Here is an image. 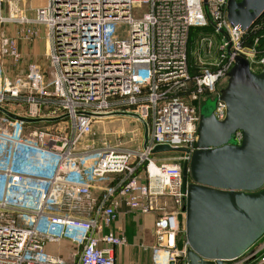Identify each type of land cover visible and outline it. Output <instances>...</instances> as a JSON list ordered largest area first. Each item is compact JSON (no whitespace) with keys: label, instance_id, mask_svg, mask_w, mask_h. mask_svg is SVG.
<instances>
[{"label":"built area","instance_id":"built-area-1","mask_svg":"<svg viewBox=\"0 0 264 264\" xmlns=\"http://www.w3.org/2000/svg\"><path fill=\"white\" fill-rule=\"evenodd\" d=\"M6 1L0 26L17 29H0V264H116L115 247L128 239L110 228L123 205L155 216V241L144 246L154 264H189L183 164L197 148L204 97L215 92L214 116H227L217 87L235 58L264 70V12L241 30L228 20V0H47L31 17ZM39 25L47 64L27 60L19 45L41 37ZM194 27L203 29L195 41ZM109 114L135 115L146 146L92 147L95 120ZM156 145L190 152L157 160ZM61 240L80 249L76 261L47 251ZM220 264H264V235Z\"/></svg>","mask_w":264,"mask_h":264},{"label":"water","instance_id":"water-1","mask_svg":"<svg viewBox=\"0 0 264 264\" xmlns=\"http://www.w3.org/2000/svg\"><path fill=\"white\" fill-rule=\"evenodd\" d=\"M264 12V0H228V20L245 30ZM219 99L227 116L201 109L197 148L183 164L185 249L189 264H218L240 256L264 235V70L239 55ZM217 104V100H216ZM14 119L34 121L1 108ZM243 140L236 144L235 133ZM147 143L146 140L144 145ZM185 151L156 145L153 153ZM170 264H175L171 261Z\"/></svg>","mask_w":264,"mask_h":264},{"label":"rangeland","instance_id":"rangeland-1","mask_svg":"<svg viewBox=\"0 0 264 264\" xmlns=\"http://www.w3.org/2000/svg\"><path fill=\"white\" fill-rule=\"evenodd\" d=\"M8 1V0H7ZM6 1V3H7ZM19 7H20V12L22 14H25L29 17L35 16L36 11L42 7H44L47 3V0H27L26 2L22 0H17ZM8 5V4H7ZM9 9L7 8L6 12L8 13ZM135 15H137L135 13ZM4 26H6L7 33L13 34L16 32L17 26L14 23H7L6 25L0 26V29H2ZM39 32L38 35L41 36L39 37L38 41H32V42H27L19 41L20 48H22V52L25 53V58L27 60H37L35 59L34 51H38L37 48H40L38 46H41L40 44L42 43V48L39 50L42 51L45 57V64L46 62V45H47V39H48V33H47V28L46 26L39 25ZM202 28H193L192 32V39L195 41L196 36L200 32H202ZM35 45H37L35 47ZM25 47V49H24ZM31 51V53H27V51ZM38 57V56H37ZM36 57V58H37ZM49 68V67H48ZM47 68V69H48ZM50 71V70H49ZM228 83V78L223 79L217 87V90L223 89L227 86ZM216 108V93H210L206 95L203 99L202 102V108L206 112H211ZM201 112V110H200ZM146 127L142 124V122L135 116L131 114H109L104 117L98 118L94 122V127H93V133L88 136L86 139L88 142L91 144L92 147L94 148H100L104 144H108L110 146H117L120 149H138L141 148L146 140ZM181 153L180 151H172V152H158L153 154L154 158L159 160L160 158H166L170 156H175ZM99 182H103L106 186L107 183H109L108 177L103 178L102 180H98ZM112 183V181H110ZM95 186V185H94ZM103 186V187H104ZM103 187L100 190V194H95L94 193V188H93V194L96 195H101L103 192ZM162 201H166L169 209H174L176 207L175 202L172 197L166 196L162 198ZM82 211H84L85 214H87V210L85 206H83ZM79 212V214H82ZM78 213V211H76ZM184 227L183 222H181V228ZM68 262H74L76 259L71 258L67 259Z\"/></svg>","mask_w":264,"mask_h":264},{"label":"crops","instance_id":"crops-1","mask_svg":"<svg viewBox=\"0 0 264 264\" xmlns=\"http://www.w3.org/2000/svg\"><path fill=\"white\" fill-rule=\"evenodd\" d=\"M38 40L39 38L35 41ZM21 42L23 43V40H21ZM40 45L41 46L38 47L42 48L43 44L41 43ZM36 46L37 45H35V47ZM40 48H37L38 51H34V55L36 57L38 56L37 58L35 57V59L40 63H44L45 57L42 51L39 50ZM27 53L30 54L31 51L29 50ZM23 54L25 56L24 52ZM103 186V182H96L94 193L100 194V190ZM154 220L155 216L153 214H140L130 210L124 205L119 208L118 218L110 229L124 233L127 236L128 243L115 247L116 264H154L151 249H145L144 247L152 245L155 241ZM107 230H109V228ZM46 249L48 252L59 255L66 260L73 257L77 260L80 251L74 243L68 240L48 242L46 244Z\"/></svg>","mask_w":264,"mask_h":264},{"label":"trees","instance_id":"trees-1","mask_svg":"<svg viewBox=\"0 0 264 264\" xmlns=\"http://www.w3.org/2000/svg\"><path fill=\"white\" fill-rule=\"evenodd\" d=\"M192 32H193V30L191 31V36H192ZM263 42H264V39H263ZM36 125H39L38 123H35Z\"/></svg>","mask_w":264,"mask_h":264}]
</instances>
